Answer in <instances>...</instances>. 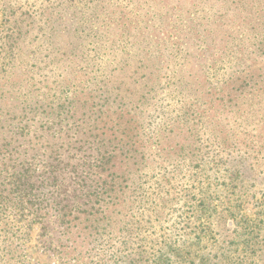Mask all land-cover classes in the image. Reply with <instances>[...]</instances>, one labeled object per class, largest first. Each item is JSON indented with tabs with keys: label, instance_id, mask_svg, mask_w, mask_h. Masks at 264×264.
<instances>
[{
	"label": "rangeland",
	"instance_id": "rangeland-1",
	"mask_svg": "<svg viewBox=\"0 0 264 264\" xmlns=\"http://www.w3.org/2000/svg\"><path fill=\"white\" fill-rule=\"evenodd\" d=\"M251 53L264 64V0H0V166L45 168L35 119L69 110L83 135L98 117L96 131L116 143L132 128L142 148H160L144 169L161 197L150 196L142 236L167 264H264V103L248 124V105L228 99L237 85L218 84L233 65L226 55ZM184 64L190 82L173 76ZM17 183L0 170V264H62L59 248L85 251L91 223L64 230ZM118 217L106 232L127 240Z\"/></svg>",
	"mask_w": 264,
	"mask_h": 264
},
{
	"label": "trees",
	"instance_id": "trees-1",
	"mask_svg": "<svg viewBox=\"0 0 264 264\" xmlns=\"http://www.w3.org/2000/svg\"><path fill=\"white\" fill-rule=\"evenodd\" d=\"M251 2L244 3V10L248 11L254 7ZM249 32L256 34L257 31ZM2 49H5L4 45ZM260 54L262 53L237 54L231 57L226 55V63L229 60L233 65L230 71L227 70V79H218L219 85H237L234 92L227 93L231 97L228 99L231 104H237L233 99H240L248 105L243 108L241 117L245 118L244 120L251 118V123L264 115V111H261V104L264 103V64H260L263 61ZM186 65L180 70H174L173 76L177 78L189 73L191 68ZM179 78L187 81L184 76ZM143 98L146 99L141 95L138 102ZM109 99L110 97H105L104 101ZM218 99L221 100L219 97ZM132 108L133 105L129 108L125 103L120 104V113L131 116L127 124L135 116L131 113ZM68 113L69 110L66 111V116L61 118L57 115L43 121L34 120L37 124L36 130L40 132L37 137L44 138L36 149L38 156L43 159L44 169L30 173L28 167L22 165L20 169H16L13 163L8 161L7 167L0 166V170H7L8 175L16 177L17 186L22 188L19 193L21 197L31 196L27 202L36 199L40 206L39 211L52 212L64 230L69 231L76 227L80 217H84V221L91 223V228L96 230V234L92 235L93 239L87 242L85 251L76 252L75 248H72L65 252L59 248L58 252L61 251L64 256L62 264H110L111 261L113 264H167L168 258L161 251H157L152 241L142 236V222L149 208L147 204L150 202V196L161 197L159 186L147 185L144 177L149 173L144 172V169L152 161L153 153L160 152V148L157 151L142 148V145L138 144L143 141L142 135L132 128L127 132L124 130L121 134L123 137L115 135L120 138L117 143L116 139H105L95 128L98 117H95L91 130L82 135V131L76 130L70 123ZM259 113L262 116L259 117ZM246 122L251 124L249 120ZM28 123L29 120L24 123L21 121L20 125L26 129L30 126ZM68 128L73 129V133H70ZM256 128L259 127H253L244 134L253 135ZM152 135L149 134L151 138ZM51 136L52 144L49 143ZM160 138L156 137L157 147L161 145ZM149 143L151 146L152 141L148 138L145 146ZM38 150H42L41 153H38ZM7 153L9 155L4 158L12 160L11 154L16 152L7 150ZM21 153L26 156L28 151ZM33 156L36 157L34 154ZM119 213L121 217L117 216ZM117 217L127 240L117 239L118 235L112 237L106 232L111 220Z\"/></svg>",
	"mask_w": 264,
	"mask_h": 264
}]
</instances>
